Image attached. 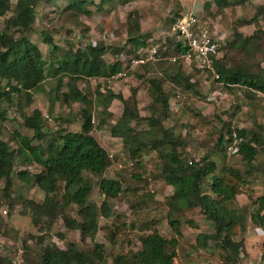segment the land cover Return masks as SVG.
<instances>
[{"label":"trees","instance_id":"obj_1","mask_svg":"<svg viewBox=\"0 0 264 264\" xmlns=\"http://www.w3.org/2000/svg\"><path fill=\"white\" fill-rule=\"evenodd\" d=\"M36 2L37 0H15L13 13L2 21L0 99L11 103L12 99L9 95L12 96L15 92L20 99H23L22 108H26L32 101V93L36 90L40 91L39 88L46 79H53L55 82L53 99L59 96L60 102L68 105L77 104L80 125L76 131L58 129L48 134L44 129V122L48 123V120L42 117L40 110L33 108L29 114H25L21 109L19 113L21 125L30 129L32 135L28 137L13 131L9 140L0 137V180L4 181L5 195L12 185V173L16 169L13 174L15 180L24 184H33L42 192L43 197L40 201L25 198L21 202L22 209L30 212L34 223L43 219L44 224H50L53 219L60 216L66 228L79 232L80 239L84 237L92 239L98 228V217L107 218L110 215L107 200L127 188H122L123 184L120 181L122 177L102 176L110 161L116 156L114 155L110 160L106 154V146L97 142L90 134L92 129L90 113L93 110L90 108L92 105L97 109L100 107L97 126L98 122L103 125L112 120L108 128L110 136L108 145L113 144L110 138H119V147L125 151L127 161L131 162L130 168L134 166L140 168L148 158L145 153L155 151L156 169L159 173L157 177L171 188L164 200L165 219L174 235L164 237L156 230L143 233L138 237V249L116 254L112 257L111 264H173L177 246L175 235L179 234L181 224L176 217L188 208H196L199 214L211 223V231L196 235V245L206 249L208 242H211L223 251L227 264H240L239 253L242 249V241H234L232 237L236 228L243 229V215L232 203L238 186L245 181L246 174L258 168L255 166L257 155L262 156L264 167V142L259 132L253 133L250 132L253 130L238 127L227 117L219 118L220 124L215 132L212 148L205 149L197 159L188 156L185 150L187 147L185 138L175 134L171 127L163 124V121L179 110L172 111L169 108L168 100L174 88L181 91L192 90V93L204 99L205 95L200 85L203 79L201 73L198 72L197 75L196 72H185L180 62L166 61L165 67L158 76L145 77L138 74L139 68L157 65L160 68L164 63L158 62L154 65L146 63L137 67L133 74L146 83L145 89L148 88L151 97V112L143 118L136 111L134 91L127 98H123L121 95L113 94L114 92L109 89L101 92L97 88L93 100L79 87L78 81L90 79L96 81L101 78L104 82L105 79L119 72L122 63L117 57L121 49L104 47L96 41L94 45L75 44L73 50L67 49L66 54L58 56L55 52L57 46L52 42L50 32L42 29L41 42L49 46L47 57H42L37 45L27 37L36 19L34 12ZM227 2L228 0H214L218 7L225 6ZM207 4L209 5L205 2V6ZM82 5L81 0H74L69 7L79 12L83 10ZM9 9V0H0V17ZM126 22L127 42L131 47L137 49L147 46L150 33L143 34L139 22L131 14L127 15ZM262 34L264 30H255L248 36L236 34L235 38L228 42L229 51L240 50L245 54L246 59L233 66L225 64L223 58L218 57L214 61L215 71L218 73L215 82L221 83L222 88L227 90L237 87L242 90L243 95L251 97L260 98L264 94V71L253 72L248 66V57L258 49V40ZM174 40V35L166 39L168 43L166 54H169L167 53L169 48H172L175 54L179 52ZM222 45L220 44L218 51ZM108 50L114 55L109 63L102 59L103 54ZM195 76L200 78V82ZM206 78L209 79V76ZM2 81L4 85L1 84ZM164 81L169 85L166 91L162 87ZM62 83L65 86L64 90H60ZM211 90L212 84L209 85V91ZM112 99H118L122 103L121 113L115 118H111L110 113L107 112L108 103ZM69 120L70 118H67L64 121L69 123ZM140 123H144L145 128L135 129L134 125ZM231 131H235L239 140L237 151L228 157L225 153V145ZM32 138L39 140V143L32 145ZM213 156H216L217 160L213 159ZM235 156L240 158L245 170L241 171L237 167L225 165V157ZM26 162L35 163L40 168L31 172L22 168L23 165L25 167ZM90 175L97 177L95 183L102 198L99 204L90 201L88 197L93 186ZM130 179L135 180L137 184L146 182L141 170L134 171ZM261 180L262 192L252 202L255 206L252 219L257 224L264 222V217L260 214L264 209V170H261ZM134 187L133 189L130 187L133 194L137 191V186ZM150 195L149 193L148 196ZM69 205L74 206L72 215L67 213ZM186 223L191 226L195 224L193 220H187ZM112 237L113 234H110L109 238ZM40 240L41 238H37V242ZM38 243L41 245L34 253V260L26 261V264H104L103 246L99 243H94L85 251L79 249L73 242L67 243L64 249L58 248L53 243ZM260 261V264H264V252ZM6 262L5 258L0 257V264Z\"/></svg>","mask_w":264,"mask_h":264},{"label":"rangeland","instance_id":"obj_2","mask_svg":"<svg viewBox=\"0 0 264 264\" xmlns=\"http://www.w3.org/2000/svg\"><path fill=\"white\" fill-rule=\"evenodd\" d=\"M72 1L74 0H37L34 9L36 19L27 37L37 45L42 57L46 58L49 50V46L41 42L40 30L42 29L50 32L52 42L57 46L55 52L58 56L66 54L67 49L73 50L78 42L84 44L95 40L104 47H119L123 50L129 46L126 53L130 54L133 48L127 42L126 19L128 14L139 22L143 34L149 32L150 37L157 42L162 31H165L175 19L188 12L187 6L192 4L197 6V11L194 12L198 14L199 23L216 28L223 36V45L218 57L223 58L228 66L237 65L246 59L245 54L240 50L229 51L228 42L233 40L236 34L248 36L255 30H264V0H228L223 7L216 6L214 0H81L82 9L87 12L83 10L75 12L72 7H69ZM9 2L10 9L0 17V27H2V21L13 13L15 0H9ZM205 2L209 5L205 6ZM171 20L173 21L170 22ZM258 43L256 52L248 57V66L253 72L264 71V34L261 35ZM171 49L169 48L167 52L169 54L166 55L174 53ZM113 58L111 50L102 56L103 61L107 63ZM165 62L166 60L161 62L164 64L160 68L158 65L139 68L137 72L145 77L158 76L165 67ZM195 74L199 75L197 72ZM127 75H129L127 79L119 82L121 90L113 94L127 98L134 91L136 111L143 118L151 112V97L148 88L145 89L146 83L140 80V77L134 75L130 78V74ZM195 79L200 82L199 77L195 76ZM206 80L211 83L209 79ZM1 84L4 85V81ZM77 84L87 96L95 99L94 95L99 82L80 80ZM211 84L213 89L220 91L221 99L218 104L203 105L202 96L199 97L192 93V90L187 89L184 91V97L180 99L178 112L170 114L169 118L163 121V124L171 127L175 134L185 138L187 155L197 159L205 149L212 148L215 132L220 124L219 118L224 117L234 121L238 127L253 130L250 131L253 133L259 132L264 142V94L260 98L251 97L243 95L242 90L237 87L226 90L220 85ZM54 87V80L46 79L39 88L40 92L36 90L32 93V101L26 108H22L23 99H20L15 92L12 96L9 95L12 99L11 103L0 99V137L9 140L13 131L31 137V130L21 125L19 113L22 109L23 113L29 114L36 107L49 116L48 123L44 122V129L48 134L58 129L78 130L79 106L75 103L68 105L60 102L59 96L53 99ZM162 87L164 91L168 90V82L164 81ZM64 89L65 86L62 83L60 90ZM107 109L110 117L115 118L121 113L122 103L118 99H112ZM90 110L94 112L96 121H99L100 107L97 109L92 105ZM3 115H5L4 118ZM67 118H70L69 123L64 121ZM111 122V119L103 125L98 122L99 132L93 135L94 138L100 136L104 142H109L108 128ZM134 128L137 130L145 128V124H135ZM38 143L39 140L32 138V145ZM154 152L145 153L148 158L140 168L128 166L124 150L116 153V157L110 161L102 176L105 178L122 177L123 179L120 180L123 184L122 188H127L107 200L110 215L107 218L98 217V228L92 239L88 237L80 239L79 232L66 228L60 216L53 219L50 224H44L43 219L34 223L30 212L22 209L21 202L25 198L40 201L43 197L42 192L33 184H24L15 180L13 174L16 169H13L12 185L7 190V195L3 189L4 181L0 180V257L6 259L5 264H26V261L34 260V253L41 245L38 242L53 243L60 249H64L67 243L73 242L84 251L90 249L94 243H99L103 246L104 264H111L112 257L116 254L138 249V237L143 233L156 230L164 237L174 235L165 219L164 200L171 188L157 177L159 173L156 169L157 158ZM212 158L217 160L216 156ZM262 162V156L257 155L255 166L258 168L246 174L245 181L238 186L232 203L234 207L240 209L239 212L243 215V229L236 228L232 237L234 241H242L239 260L253 263H260V257L264 252V222L257 224L252 219L255 211L252 202L262 192L261 170H264ZM29 165L31 172L40 168L35 163ZM225 165L237 167L241 171L245 170L238 156L225 157ZM137 170L143 171L145 183L138 182L137 184L135 180L130 179L131 174ZM90 176L93 186L88 197L90 201L99 204L102 198L95 183L97 177ZM147 178H149L148 181ZM133 186H137L134 194ZM149 193L150 196H148ZM67 213L74 214L73 205L67 207ZM260 214L264 217V209ZM176 218L181 224L179 234L175 235L177 246L173 264H227L223 251L213 243L208 242L206 249L196 245L195 238L198 233L211 231V223L200 215L196 208L185 209ZM187 220H193L195 224L191 226L186 223ZM110 234H113L112 239L109 238ZM37 238L41 240L37 242Z\"/></svg>","mask_w":264,"mask_h":264},{"label":"built area","instance_id":"obj_3","mask_svg":"<svg viewBox=\"0 0 264 264\" xmlns=\"http://www.w3.org/2000/svg\"><path fill=\"white\" fill-rule=\"evenodd\" d=\"M198 14L194 10H190L183 14L181 17L175 19L168 26V32L174 34L177 40H180L182 44V51L178 52L176 56L165 57L163 56V50L165 49V40H161L159 43H150L145 47H140L134 50L130 54H124L125 50L121 51L117 59L119 61H124L122 69L111 75L109 78L105 79L106 85H100L99 90L104 91L105 88L110 89L113 92L121 90L119 86L120 81H124L129 77H132V72L134 69L140 65L146 63H156L167 59L169 62H175L180 60L182 65L187 69H194L199 73L209 72L210 81L215 85H220L221 83L215 82L218 78V73L215 71L214 61L218 58V48L220 44L223 43V36L218 33L216 28H211L209 26L199 23ZM95 41L86 42L85 44L94 45ZM83 45V43H82ZM132 82V80H129ZM137 81V80H136ZM210 82L205 78L202 79V90L203 95H205L203 105H216L221 99V94L219 90L213 89L209 91ZM134 85V83H133ZM134 87V86H133ZM185 92L174 88L172 94L169 97V108L172 111H176L180 107V99L184 97ZM44 117H47L44 115ZM90 122L92 124V131L98 132L96 127V120L94 113H90ZM113 140V144L106 148L107 157L111 160L116 152L120 150V140L119 138H110ZM238 136L235 131H231L230 136L225 145V153L229 157L238 148ZM128 166H131V162L128 161ZM30 165H26V169H30ZM240 264H260L258 262L253 263L249 261L240 260Z\"/></svg>","mask_w":264,"mask_h":264},{"label":"clouds","instance_id":"obj_4","mask_svg":"<svg viewBox=\"0 0 264 264\" xmlns=\"http://www.w3.org/2000/svg\"><path fill=\"white\" fill-rule=\"evenodd\" d=\"M203 25H204V23H203ZM169 26V25H168ZM168 26H167V29L165 30V31H162V34H161V36L159 37V38H157L158 39V41L157 42H155V40H154V38L153 37H150V39H149V43L148 44H150V43H159V42H161V40L163 39V40H165V49L163 50L164 52H163V56H165V57H170V56H176L177 54H178V52L175 54V53H173V54H170V55H166V50H167V46H168V43L166 42V39L168 38V37H170V36H173L174 34H170L169 32H168ZM175 36V35H174ZM174 42H176V45L178 46V48H179V52L180 51H182V44H181V42H180V40H177V38L175 37V40H174ZM179 42V44H177ZM77 44H82V43H77ZM85 44V43H84ZM147 44V45H148ZM127 47V49H129V46H126ZM143 47V46H142ZM126 49V48H125ZM138 49V48H137ZM124 50V49H123ZM123 50H121V51H123ZM134 50H136V49H133V51ZM126 51L127 50H125V53L124 54H126L127 55V53H126ZM132 51V52H133ZM164 60H166L167 61V59H164ZM163 60V61H164ZM121 63H122V61H120ZM160 62H162V61H160ZM168 63H175V62H180L181 63V61L178 59V60H176L175 62H169V61H167ZM156 63H158V62H156ZM156 63H149V64H151V65H154V64H156ZM125 64V62H123L122 63V66H121V69H122V67H123V65ZM181 66H182V68H183V70L185 71V72H193V70L194 69H187L185 66H183L182 65V63H181ZM139 67V66H138ZM137 68V67H136ZM135 68V69H136ZM135 69H134V71H135ZM133 71V72H134ZM195 71V70H194ZM133 72H132V77L134 76V74H133ZM195 72H197V71H195ZM198 73V72H197ZM201 75V77L204 79V78H206L207 76H209V80H210V74H209V72H205V73H201L200 74ZM109 78V77H108ZM207 79V78H206ZM92 82L94 81L93 79H90ZM192 81V80H191ZM96 82H99V86H98V89H99V87H100V85L102 84V85H106V83H105V81L103 82V79H101V78H99L98 80H96ZM211 84V83H210ZM209 84V85H210ZM200 85H201V88H202V80H201V82H200ZM106 89H108V88H105V90ZM110 90V89H109ZM111 91V90H110ZM101 92H103V91H101ZM111 92H113V91H111ZM114 93H117V92H114ZM202 93H203V90H202ZM91 112H93V111H91ZM94 113V112H93ZM41 115H42V117L44 118V119H46V120H49V116H48V114H46L45 112H41ZM44 115H46L47 117H44ZM95 116V115H94ZM95 120H96V118H95ZM91 123V122H90ZM91 126H92V124H91ZM96 127H97V129L99 130V128H98V126H97V121H96ZM90 132H93L92 131V129H91V131ZM99 132V131H98ZM98 132H95V133H98ZM108 146H110V145H108ZM108 146H106V148L108 147ZM119 151H121V148H120V150ZM118 151V152H119ZM118 152H116V153H118ZM115 153V154H116ZM114 154V155H115ZM113 159V158H112ZM111 159V160H112ZM127 163H128V161H127ZM27 164H30V163H27ZM26 164V165H27ZM26 165H25V167H26ZM25 167H22V168H25ZM27 170H29V169H27Z\"/></svg>","mask_w":264,"mask_h":264},{"label":"crops","instance_id":"obj_5","mask_svg":"<svg viewBox=\"0 0 264 264\" xmlns=\"http://www.w3.org/2000/svg\"><path fill=\"white\" fill-rule=\"evenodd\" d=\"M187 9L188 11L190 10H194V11H197V6H194L193 4L190 6L188 5L187 6ZM142 31V30H141ZM38 91V90H37ZM40 92V91H39ZM37 108V107H36ZM38 110H40V108H37ZM28 114V113H27ZM90 134L93 136L94 134H97L95 132H90ZM94 137V136H93ZM95 140H97V142H100L101 144L103 143L105 146H108V142H104L103 139L100 137V136H95L94 138Z\"/></svg>","mask_w":264,"mask_h":264}]
</instances>
